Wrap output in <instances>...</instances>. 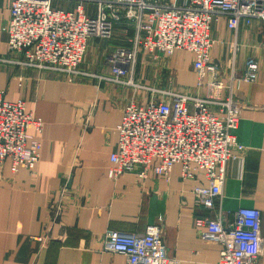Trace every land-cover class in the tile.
<instances>
[{
    "label": "crops",
    "instance_id": "1",
    "mask_svg": "<svg viewBox=\"0 0 264 264\" xmlns=\"http://www.w3.org/2000/svg\"><path fill=\"white\" fill-rule=\"evenodd\" d=\"M8 18L5 0H0V27ZM132 35V23L122 20L110 38L88 37L79 73L68 77L25 65L0 30L4 99L23 101L25 110L43 122L35 168L13 171L8 159L0 168V264H126L122 254L103 250L105 232L142 234L157 218L167 254L177 264H218L219 244L203 240L199 231L205 227L194 223L195 216L215 213L193 205L192 188L206 183L201 172L183 179L175 163L168 180L153 171L139 179L140 165L117 178L108 175L124 108L130 102L146 107L167 100L165 92L210 95V110L216 114L223 111L218 102L229 95L245 106L234 131L243 146L241 161L226 163L217 206L226 225L239 207L260 211L256 262L264 264V23L240 21L229 29L223 16L212 22L210 55L220 67L219 88L209 85V73L198 76L193 54L186 50L169 55L138 50L127 73L112 80L104 55L130 44ZM234 42L239 47L231 59ZM250 59L258 64L255 79L231 78L232 68L239 76ZM188 109H193L190 104ZM51 206L59 210L55 220Z\"/></svg>",
    "mask_w": 264,
    "mask_h": 264
},
{
    "label": "built area",
    "instance_id": "2",
    "mask_svg": "<svg viewBox=\"0 0 264 264\" xmlns=\"http://www.w3.org/2000/svg\"><path fill=\"white\" fill-rule=\"evenodd\" d=\"M9 11L0 30L7 35L10 50L20 52L28 66L60 72L68 77L79 73L88 37L110 38L114 25H133L130 44L109 50L104 59L112 80L127 73L138 50L172 54L186 50L193 54L192 67L199 77L207 72L210 86L219 88V64L211 58L215 43L211 24L219 16L229 29L240 21L258 19L264 23V0H5ZM74 3L71 7L70 4ZM89 5L90 7H87ZM238 44H230L231 59ZM232 67V65H231ZM258 64L250 59L242 74L232 68L231 78L255 79ZM167 100L142 107L127 104L116 126L117 145L109 155L108 175L117 178L140 165L139 179L148 171L169 179L175 163L181 165L183 179L201 172L205 184L192 188L196 208L215 210L213 217L195 216L194 223L205 227L200 237L219 244L218 264H257L261 250L260 211L239 207L233 222L223 223L217 206L230 159L241 161L243 146L235 138L243 108L229 95L218 102L222 114L210 110V95L192 96L165 92ZM188 104L192 110L188 109ZM43 122L25 110L23 101H7L0 89V168L8 159L13 171L33 170L40 157ZM50 216L55 220L59 210ZM56 209H60L57 206ZM161 218L146 226L142 234L105 232L103 250L122 254L126 264H177L167 254Z\"/></svg>",
    "mask_w": 264,
    "mask_h": 264
},
{
    "label": "rangeland",
    "instance_id": "3",
    "mask_svg": "<svg viewBox=\"0 0 264 264\" xmlns=\"http://www.w3.org/2000/svg\"><path fill=\"white\" fill-rule=\"evenodd\" d=\"M74 3L70 4L69 7H71Z\"/></svg>",
    "mask_w": 264,
    "mask_h": 264
}]
</instances>
